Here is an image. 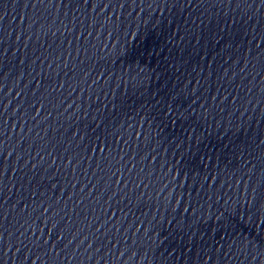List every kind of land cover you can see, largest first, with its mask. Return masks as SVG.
Segmentation results:
<instances>
[{
  "label": "snow or ice",
  "instance_id": "1",
  "mask_svg": "<svg viewBox=\"0 0 264 264\" xmlns=\"http://www.w3.org/2000/svg\"><path fill=\"white\" fill-rule=\"evenodd\" d=\"M254 196L256 197V202L264 201V191L255 192Z\"/></svg>",
  "mask_w": 264,
  "mask_h": 264
}]
</instances>
